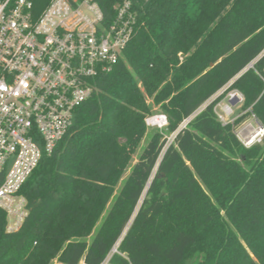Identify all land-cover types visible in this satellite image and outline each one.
Returning a JSON list of instances; mask_svg holds the SVG:
<instances>
[{"label": "trees", "instance_id": "1", "mask_svg": "<svg viewBox=\"0 0 264 264\" xmlns=\"http://www.w3.org/2000/svg\"><path fill=\"white\" fill-rule=\"evenodd\" d=\"M50 0H35L41 11ZM108 22L124 0H96ZM138 2L124 56L94 80L68 135L21 192L29 216L6 231L0 264H264V140L246 147L214 107L196 115L264 51V0ZM264 69V57L256 64ZM264 124V80L230 86ZM168 117L130 168L152 113ZM250 113L235 122L239 124Z\"/></svg>", "mask_w": 264, "mask_h": 264}, {"label": "built area", "instance_id": "2", "mask_svg": "<svg viewBox=\"0 0 264 264\" xmlns=\"http://www.w3.org/2000/svg\"><path fill=\"white\" fill-rule=\"evenodd\" d=\"M114 9L108 22L96 0H50L41 11L35 0H0V212L6 215L8 233L19 231L29 216L24 184L43 155L52 154L68 135L77 108L97 90L95 78L123 58L135 34L138 2L124 0ZM263 57L264 51L182 128L220 97L214 107L219 121L233 124L244 146L262 143L264 124L244 108L245 95L230 86L250 69L264 80V69L256 68ZM147 123L164 127L168 117L161 114ZM116 252L118 245L101 264H112Z\"/></svg>", "mask_w": 264, "mask_h": 264}, {"label": "rangeland", "instance_id": "3", "mask_svg": "<svg viewBox=\"0 0 264 264\" xmlns=\"http://www.w3.org/2000/svg\"><path fill=\"white\" fill-rule=\"evenodd\" d=\"M227 94V93H226ZM149 103L152 104L151 100H148ZM152 113L146 118V121H148V119L164 114L163 111L161 110V108L159 106H156L154 104H152ZM201 109V108H200ZM148 124V123H147ZM184 122L182 123V126H184ZM157 129H160L161 132L163 133L164 139L168 140V143L170 144L171 142H173V140L175 139L176 134L175 133H169L166 126L164 127H158V126H153V125H149L148 124V131L144 137V139L142 140V142L140 143L139 148L137 149L136 154L133 157V160L130 164V168L127 170V172L124 174L123 178H126L129 175L130 169L131 167L138 161L139 155L141 154L143 148L145 147V145L147 144V142L149 141L151 135L154 133V131H156ZM57 260H55L53 262V264H56Z\"/></svg>", "mask_w": 264, "mask_h": 264}, {"label": "water", "instance_id": "4", "mask_svg": "<svg viewBox=\"0 0 264 264\" xmlns=\"http://www.w3.org/2000/svg\"><path fill=\"white\" fill-rule=\"evenodd\" d=\"M237 100H234L233 103H235Z\"/></svg>", "mask_w": 264, "mask_h": 264}]
</instances>
